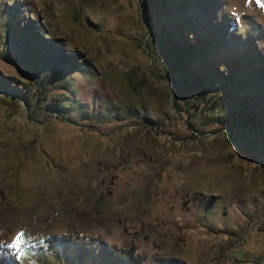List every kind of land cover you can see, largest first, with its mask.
<instances>
[{
    "label": "rangeland",
    "instance_id": "374dc122",
    "mask_svg": "<svg viewBox=\"0 0 264 264\" xmlns=\"http://www.w3.org/2000/svg\"><path fill=\"white\" fill-rule=\"evenodd\" d=\"M20 233L11 264H264V9L0 0V243Z\"/></svg>",
    "mask_w": 264,
    "mask_h": 264
},
{
    "label": "crops",
    "instance_id": "0c3cea01",
    "mask_svg": "<svg viewBox=\"0 0 264 264\" xmlns=\"http://www.w3.org/2000/svg\"><path fill=\"white\" fill-rule=\"evenodd\" d=\"M167 189H168L170 195H172L173 197L176 195L175 190L173 189L172 183L168 185ZM162 203L165 205V207L157 208L158 214L163 215L164 221L166 223H168L171 221L173 213L168 208L167 201H164ZM163 226H164V224H163ZM152 260H153V264H175V259L172 258V256L169 255L168 252H162V253L158 254L155 259H152Z\"/></svg>",
    "mask_w": 264,
    "mask_h": 264
},
{
    "label": "snow or ice",
    "instance_id": "6c2138e0",
    "mask_svg": "<svg viewBox=\"0 0 264 264\" xmlns=\"http://www.w3.org/2000/svg\"><path fill=\"white\" fill-rule=\"evenodd\" d=\"M249 2H252V0H249ZM255 3L258 7L264 9V0H255ZM24 237V233L17 234L10 244L5 245L3 243H0V249L7 247L9 249L16 250L18 253L23 255L24 249L22 246L26 244V240ZM18 258L20 257L18 256Z\"/></svg>",
    "mask_w": 264,
    "mask_h": 264
},
{
    "label": "trees",
    "instance_id": "16d2710c",
    "mask_svg": "<svg viewBox=\"0 0 264 264\" xmlns=\"http://www.w3.org/2000/svg\"><path fill=\"white\" fill-rule=\"evenodd\" d=\"M12 257L7 247L0 249V264H11Z\"/></svg>",
    "mask_w": 264,
    "mask_h": 264
},
{
    "label": "built area",
    "instance_id": "2783aa9c",
    "mask_svg": "<svg viewBox=\"0 0 264 264\" xmlns=\"http://www.w3.org/2000/svg\"><path fill=\"white\" fill-rule=\"evenodd\" d=\"M194 198L195 197H198L197 199L201 202V195L200 196H193Z\"/></svg>",
    "mask_w": 264,
    "mask_h": 264
}]
</instances>
